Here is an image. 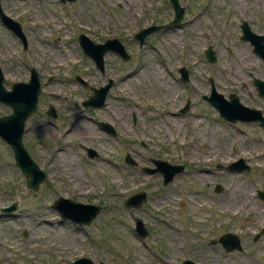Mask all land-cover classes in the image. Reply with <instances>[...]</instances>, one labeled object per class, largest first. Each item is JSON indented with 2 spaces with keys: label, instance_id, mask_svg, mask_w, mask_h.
<instances>
[{
  "label": "rangeland",
  "instance_id": "obj_1",
  "mask_svg": "<svg viewBox=\"0 0 264 264\" xmlns=\"http://www.w3.org/2000/svg\"><path fill=\"white\" fill-rule=\"evenodd\" d=\"M177 1L184 10L180 21L139 44L135 32L171 19L169 0H0L25 41L23 48L0 23L2 84L9 89L26 81L29 68L38 74L36 111L26 120L22 143L46 174L27 191L0 139V208L17 205L11 214L0 213V264H69L77 257L93 264H264V234L253 238L264 225V198L257 196L264 193V126L228 122L202 98L212 86L264 118V98L251 83L264 82V63L239 29L244 21L264 35V0ZM78 34L98 43L116 38L129 58L107 51L100 71L82 54ZM208 47L213 62L204 57ZM108 80L103 106L84 108L88 87ZM48 105L54 118L45 113ZM9 112L0 103V116ZM76 115L91 119L92 134L74 127ZM87 149L95 155L88 157ZM124 154L137 166L124 163ZM155 158L182 171L161 185L160 173L140 169L152 168ZM238 159L247 169L229 170ZM136 191L145 192V201L126 208L123 200ZM58 196L101 210L88 226L60 220L50 208ZM135 218L146 229L143 238L132 229ZM224 233L236 235L241 250L209 244Z\"/></svg>",
  "mask_w": 264,
  "mask_h": 264
},
{
  "label": "water",
  "instance_id": "obj_2",
  "mask_svg": "<svg viewBox=\"0 0 264 264\" xmlns=\"http://www.w3.org/2000/svg\"><path fill=\"white\" fill-rule=\"evenodd\" d=\"M63 1V0H62ZM73 1V0H68ZM172 7V18L162 26L151 25L146 28L138 30L134 33L133 38L140 44L143 38L152 31L159 29L160 27H166L177 24L183 15V8L179 5L177 0H169ZM0 23L7 27L12 33L19 38L23 48L25 47V41L23 33L19 27V24L5 15L0 9ZM240 39L247 41L251 45L252 52L261 59L264 63V35H258L253 33L246 22L241 21L239 25ZM77 42L82 50V53L89 57L94 65L102 71L103 55L107 51H113L117 53L123 61L129 58V55L124 51L122 45L115 38L104 40L102 43H94L89 40L85 35L79 34L77 36ZM204 57L208 62H213L215 56L210 47L204 50ZM181 80H186V73L183 68L178 69ZM76 79L85 86V83L79 78ZM3 76L0 72V103L9 107L10 112L0 116V139L4 141L12 152L14 164L20 170L24 180L25 189L27 191L34 192L40 183L45 179L46 174L42 169L38 167L35 161L30 157L28 151L25 149L22 143V135L25 130L26 120L36 111V104L38 95L40 92V83L37 72L33 69H29V77L25 82H13L9 89H6L3 84ZM251 83L257 95L264 98V82L256 78H252ZM111 80H108L102 86L97 88L88 87L89 95L81 101V105L84 108L101 107L104 104V99ZM203 98L216 109L218 115L228 122H258L261 126H264V118L261 115L260 110L256 108L247 107L239 102V99L234 94H228L225 99L221 94L216 93L213 87H210L209 94L203 96ZM187 108V104L180 109L184 112ZM46 115L50 118L55 117L54 109L51 105L47 106L45 111ZM102 129L112 133L113 130L105 122H99ZM87 156L92 157L95 153L91 149H87ZM124 162L130 166H135L136 162L128 155L125 154ZM153 168L141 167V170L148 173L158 172L161 175V185H166L171 181L175 174L182 171V165L170 164L167 161L161 159H151ZM229 170H242L247 169V166L242 163L241 159L235 162L229 163L227 166ZM215 192L219 191V187L216 186ZM260 199L264 198V193L257 192ZM146 194L144 191H137L129 195L124 201L123 205L126 208H139L145 201ZM50 208L54 209L61 220L67 219L79 226H88L95 216L100 212L99 205L83 204L75 202L71 199L58 196L50 203ZM17 210L16 200L10 203L8 206L0 208V213L11 214ZM134 231L139 237L143 238L146 235V229L142 222L135 218ZM264 234V225L260 230L255 233L254 239L259 235ZM218 243L225 252L232 250H241V245L238 237L231 233H224L218 236L216 239H211L209 244ZM70 264H93L92 261L86 257H79L73 260ZM180 264H195L189 259L181 260Z\"/></svg>",
  "mask_w": 264,
  "mask_h": 264
},
{
  "label": "bare ground",
  "instance_id": "obj_3",
  "mask_svg": "<svg viewBox=\"0 0 264 264\" xmlns=\"http://www.w3.org/2000/svg\"><path fill=\"white\" fill-rule=\"evenodd\" d=\"M126 1V0H125ZM128 3V2H127ZM133 6V5H132ZM62 58H66V56H63V55H61V60H62ZM132 73V72H131ZM128 78H129V76H127ZM128 84V83H127ZM130 84V83H129ZM168 93V92H167ZM112 114V113H111ZM112 118V117H111ZM117 118V117H116ZM76 119H77V121L75 122V121H73V125H74V123L76 124V125H74V127L78 130V131H80V132H82L83 134H92L91 133V119H89V118H84L83 116H80V115H76ZM78 133V132H77ZM95 135V134H94ZM79 136V135H78ZM81 136V135H80ZM84 136V135H83ZM91 138H93V137H91ZM71 168V167H70ZM66 169V168H65ZM66 170H69V169H66ZM74 175V174H73ZM241 194V193H240ZM245 201V200H244ZM226 203V202H225ZM241 205V204H240ZM239 205V206H240ZM227 207V206H226ZM242 207V206H241Z\"/></svg>",
  "mask_w": 264,
  "mask_h": 264
},
{
  "label": "flooded vegetation",
  "instance_id": "obj_4",
  "mask_svg": "<svg viewBox=\"0 0 264 264\" xmlns=\"http://www.w3.org/2000/svg\"><path fill=\"white\" fill-rule=\"evenodd\" d=\"M58 1H60V2H64V1H67V2H70V1H68V0H58ZM172 8V7H171ZM173 12V11H172ZM241 23V22H240ZM240 25V24H239ZM178 73H179V71H178ZM181 79V78H180ZM184 81V80H183ZM255 89V88H254ZM203 96H205V95H203ZM203 96H202V98H203ZM204 99V98H203ZM180 111V110H179ZM181 112V111H180ZM98 124H99V122H98ZM113 133V132H112ZM124 156H125V154H124ZM124 156H123V162H124ZM156 159V158H155ZM137 166V164L134 166V167H136Z\"/></svg>",
  "mask_w": 264,
  "mask_h": 264
}]
</instances>
